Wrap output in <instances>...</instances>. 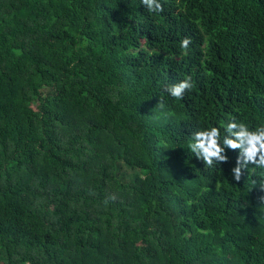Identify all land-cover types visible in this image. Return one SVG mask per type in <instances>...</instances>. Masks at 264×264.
I'll list each match as a JSON object with an SVG mask.
<instances>
[{
  "label": "trees",
  "instance_id": "obj_1",
  "mask_svg": "<svg viewBox=\"0 0 264 264\" xmlns=\"http://www.w3.org/2000/svg\"><path fill=\"white\" fill-rule=\"evenodd\" d=\"M233 117L264 122V0H0V264H264V169L190 150Z\"/></svg>",
  "mask_w": 264,
  "mask_h": 264
},
{
  "label": "clouds",
  "instance_id": "obj_2",
  "mask_svg": "<svg viewBox=\"0 0 264 264\" xmlns=\"http://www.w3.org/2000/svg\"><path fill=\"white\" fill-rule=\"evenodd\" d=\"M164 0H140L149 13L158 14L163 10ZM191 43L190 37H184L179 41V47L187 50ZM193 87L191 78L185 76L177 82L164 85V91L173 101L181 100L185 91ZM164 108L163 99L158 103ZM223 133V134H222ZM191 152L202 159L204 165L209 167L218 166L220 162L226 161L228 157L224 154L225 149H237L235 166L230 169L234 180H239L241 172L249 164L256 168L264 169V122L256 126H250L244 120H237L234 117L228 118L226 122L211 124L198 128L191 132ZM116 197L113 194L107 195L103 203L106 205ZM264 201V197H261Z\"/></svg>",
  "mask_w": 264,
  "mask_h": 264
}]
</instances>
